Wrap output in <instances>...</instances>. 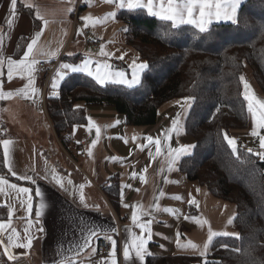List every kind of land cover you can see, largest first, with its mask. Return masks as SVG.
I'll return each instance as SVG.
<instances>
[{
  "label": "crops",
  "instance_id": "crops-1",
  "mask_svg": "<svg viewBox=\"0 0 264 264\" xmlns=\"http://www.w3.org/2000/svg\"><path fill=\"white\" fill-rule=\"evenodd\" d=\"M19 1L24 7L33 10L35 18L36 10H39L43 18L49 21V24L46 28H43L42 21L38 19L40 20V28L35 29L33 18L30 15L16 9L15 16H12L10 13V0H0V36H3L0 56L4 58L11 57L16 60L21 59L34 34L43 28L38 47L42 46L50 49L57 52V55L51 57L38 56L37 58L48 63L57 62V68L44 89V84L37 75L38 66L36 65V71L34 72L36 94L32 96L29 92L31 98L28 99L15 96L0 101V124H2L1 129L6 134L1 142L5 139L13 142L9 146L10 158L17 176L27 175L32 179H17V176L9 173L5 166L10 176L6 178L9 183H14L18 187L31 189L33 197L31 201L33 210L29 216L26 211L27 202L24 201L26 194L17 195L15 191L9 193L7 189L4 193H0V221H7L8 208L3 206L7 202L15 209L12 227L17 229L21 238L24 236V228L28 226V220L33 221L34 226L31 232L37 237L33 241L30 250L23 248L10 249L16 256L15 260H9L4 254L3 247H0V264H11L18 260H23L29 264H53V261L59 259L57 251L59 245H63L64 249L67 250L70 245L75 246L81 243L89 229H95L99 232L98 238H93L92 245L97 239L104 238L105 231L112 234L117 241L118 264H125L122 254L123 247L126 243L131 242V234L126 229H131V232L135 235L147 239V232H141L139 227L132 224L131 215L134 210L132 206L134 205L140 206L136 209L138 215L140 212L147 213L146 215H140L139 221L141 223L150 222L149 228L152 235L150 239H147L145 245L147 252L150 254L145 255L143 262L133 260L130 264H146L150 256L184 255L206 258L211 253L212 244L205 252L204 245L207 242L209 225L215 232H228L230 234L217 237L237 238L238 232L234 229L235 206L213 197L205 187L198 186L196 183L188 181L187 178L184 179L178 171L180 159L171 168L168 166L167 147L169 145L172 148L181 145H193L192 139L183 131V124L189 107L185 99H173L164 103L159 108L156 124L149 127L127 126L124 117L110 107L88 108L86 112L87 122L83 125H76L72 129V139L74 141L72 146L76 155L75 158H72L59 143V147H57L55 142L46 144L44 142L19 141L21 133L28 131L33 133L35 130L32 127V121L36 116L34 105H42L47 117L45 100L59 95L63 80H59L56 74L62 64L79 65L87 58L94 62H107L113 70H118L113 63L119 56L124 55L123 60L128 69L126 74L130 79V65H132L133 60L136 59L137 63H144L135 50L124 43L125 27L117 22L116 17L114 20L109 19L95 27L89 26L88 28L91 31L89 37H86L83 32L84 20L83 26L73 27L72 19L79 2L82 3L79 11L82 18L88 15L95 18H104L108 13L118 11L113 5L103 3L102 0ZM89 3L92 6H89ZM28 5H32V7H28ZM69 7L73 9L71 12H68ZM9 20H12L11 27L8 24ZM218 22L214 21L213 23ZM78 30L81 34H78ZM21 38H25L26 41L21 50L17 51L19 39ZM94 39H100L102 41L101 45H104V50L113 55L110 58L101 56V45L97 49L93 48ZM70 53L71 55H69ZM75 57H77L76 62L73 61ZM93 67H95V64H93ZM70 74L73 73H67L66 76ZM54 80L58 84L55 89L56 95H53L51 87ZM26 84L27 76L23 79L14 76L9 82L7 64L5 63L3 69L0 70V85H2L3 90L7 92L21 89ZM255 96L264 101V95L262 97L255 94ZM177 113L181 114L180 127L182 131L179 135L173 133L169 140H164L162 133L165 129L171 128L172 120ZM49 124L52 129L50 122ZM253 126V120L251 119V126L248 130L234 132L229 138H235L236 144L242 139L256 140L258 148H255V153L264 151L260 148L259 137L250 134ZM97 127L101 130L100 137L93 147L92 141L96 139ZM258 131L260 135H264V129ZM147 137L161 140L163 155H156L155 145L149 143ZM141 146H143V150H141ZM1 149L3 153L2 143ZM89 149L92 152L91 156L88 155ZM35 150H39L41 156L36 158ZM24 151L29 152V155ZM150 153L155 159L150 158ZM54 155H57V160ZM42 160L45 162V166H47L45 170L47 169L48 172H51L53 166L57 167H55V174L63 178L65 186L70 191H65L56 185L45 170L43 172L37 171ZM37 162H39L38 165ZM133 173L137 174L135 178L132 176ZM141 176L144 177V182L141 181ZM69 179L72 181V185L67 184ZM113 179H116L119 185L120 205L118 211L114 209L104 193V189L113 183ZM82 184L85 185L82 191L85 198L84 204H87V207L80 202L81 190L79 186ZM128 185L130 187H126ZM37 188L43 194V199L47 205L43 210V214L39 217L38 223H36L35 212L39 208L41 198L35 196ZM186 188H188V191ZM161 192L164 193L163 196L160 195ZM175 197H181L182 199H175ZM192 200H195L196 204H191L190 201ZM191 207L192 209H190ZM165 209L171 211H164ZM195 209L197 211L196 215L189 214ZM189 217L192 219H187ZM230 218H232V224H228ZM204 220L208 223L200 226L199 222ZM39 227H42L44 231L38 232L36 229ZM112 229H115L116 232L113 233ZM217 237H214L213 240ZM0 239H3L6 243L7 233ZM189 241L198 247L196 249L183 247ZM101 258L110 259L109 256ZM101 258H92L91 248H89L76 259L77 264H89V260L100 261Z\"/></svg>",
  "mask_w": 264,
  "mask_h": 264
},
{
  "label": "trees",
  "instance_id": "trees-1",
  "mask_svg": "<svg viewBox=\"0 0 264 264\" xmlns=\"http://www.w3.org/2000/svg\"><path fill=\"white\" fill-rule=\"evenodd\" d=\"M17 10L30 15L34 28H40L33 10L19 0ZM116 20L127 30L124 43L148 65L141 73V83L131 88L112 83L100 86L80 73L66 76L58 97L45 100L57 142L76 157L72 129L87 122L88 108L110 107L124 117L127 126L149 127L156 124L164 103L194 98L183 131L195 147L180 158L178 171L213 197L235 206L238 237L215 238L206 258L150 256L146 264H264V161L254 151H241L238 146L234 154L224 138L251 126L240 80L246 69L264 94V0H244L237 24L213 23L208 33L185 25L173 30L175 34H166L162 22L146 10H118ZM25 41L19 39L17 51ZM1 127L0 142L6 136ZM3 159L0 143V175L10 177ZM113 180L104 193L118 211L119 185ZM191 213L196 215V209Z\"/></svg>",
  "mask_w": 264,
  "mask_h": 264
},
{
  "label": "snow or ice",
  "instance_id": "snow-or-ice-1",
  "mask_svg": "<svg viewBox=\"0 0 264 264\" xmlns=\"http://www.w3.org/2000/svg\"><path fill=\"white\" fill-rule=\"evenodd\" d=\"M103 3L113 5L117 10H146L149 16L157 18L162 24L166 27V34H175L173 30H179L182 26L188 25L194 27L199 33H208L210 31V26L214 21H231L233 24L238 23V9L242 0H102ZM89 6H92L89 3ZM32 7V5H28ZM17 9V0H10V13L12 16H15ZM73 9L69 7L68 12H71ZM36 18L40 19L43 23V28H46L49 24V21L45 20L40 14L39 10H36ZM117 15L116 11L108 13L104 18H95L91 15L85 16L82 19L85 21L84 27H95L99 24L105 23L107 20H114ZM9 27L12 25V20L8 21ZM43 28L41 31H38L34 34V37L31 39V42L27 45L26 51L23 53V57L19 60L13 59L11 57L4 58L0 56V70L3 69L5 63L7 64V77L8 81L11 82L14 76H19L24 78L27 76V84L21 89H16L13 91L5 92L0 85V101L11 99L15 96H22L23 98H31L29 92L32 96L36 94L35 76L34 72L36 71V65L41 61L37 58L40 57H51L57 55V52L51 51L44 47H38V42L43 34ZM125 31H127L125 29ZM78 34H81L78 30ZM3 36H0V50H2ZM71 55V53L69 54ZM100 55L104 57H111L113 54L108 53L104 50V45H101ZM126 55V54H125ZM118 59L123 60L124 55L118 57ZM95 64V67H93ZM131 68V78H128V75L124 71L113 70L112 66L107 62L92 61L91 59H84L83 62L79 65L64 63L60 66V69L57 71V78L63 80L67 73H83L91 77L97 84L105 86L108 83L125 85L129 88L139 85L141 83V73L148 68L147 63H137L136 59L133 60ZM67 70V71H65ZM240 80L243 82L244 77L241 76ZM53 89V95H56L55 89L58 87L57 82L54 80L51 84ZM245 93L244 100L247 102V111L251 115L253 120V130L250 133L254 137H259V145L261 149H264V135H260L259 129H264V101L260 100L255 96L254 93L250 91V86L245 82L244 83ZM194 98L188 97L185 98L188 106H191V101ZM179 103V102H178ZM180 118L181 114L177 113L176 117L172 120V126L169 129H165L162 133L164 140H169L173 133L179 135L182 131L180 127ZM100 128H96V139L92 141V146L94 147L100 137ZM225 140L231 146L233 153L237 152L236 140L235 138H229L225 134ZM149 143L155 145L156 155H163L162 152V143L159 138L153 139L152 137H147ZM3 145V163L8 169V172L14 176H17L12 165L10 158V149L9 146L13 143L11 140L5 139L2 142ZM195 145H181L176 148H172L170 145L167 147V156H168V166L169 168L172 165L176 164L181 156L189 155L191 149ZM143 150V146H141ZM252 150L249 149V152ZM258 155L262 160H264V151L254 153ZM88 155L91 156V149L88 150ZM150 158L155 159L154 156L150 153ZM48 175L51 176V179L55 181V184L58 185L61 189L65 191H70L69 188L65 186L63 178L55 174V169H52L51 172L45 170ZM146 171V169H145ZM137 174L133 173L132 176L135 178ZM31 180L32 178L25 175L23 177L17 176V179ZM47 178V177H46ZM141 181L144 182V177H140ZM68 185H72V181L69 179L67 181ZM85 185H80V202L84 204L83 188ZM130 187V185L126 186ZM15 191L17 195L23 193L26 194L24 201H26V211L29 216L32 213V190L26 187H18L14 183H9V180L4 176L0 175V193H4L5 190ZM138 191V190H137ZM161 196L164 195L163 192L160 193ZM35 196L40 197L39 208L35 212L37 218L36 223L39 222V217L43 214V210L46 208V203L43 199V194L40 189L35 190ZM175 199H182L181 197H175ZM191 204H196L195 200L190 201ZM8 208V217L7 221H0V237H3L7 233V242L3 239H0V247H3L4 254L8 257L9 260H15L16 256L10 251L12 248H23L30 250L33 246V241L37 238L32 234L31 229L34 226L33 221H27V227L24 228V236L21 238L20 233L16 228L12 227V220L14 217L15 209L12 208L10 204L5 202L3 205ZM87 207V204H84ZM127 206V205H125ZM98 207V206H94ZM133 212L131 215V221L134 226H137L141 229V232H147V239L151 238V231L148 223H141L139 221L140 215H146L147 213L140 212L138 215L137 208H140L139 205H134ZM164 211H171L165 209ZM187 219H192L191 217ZM200 226L207 224L206 220L199 222ZM228 224H232V218L229 219ZM38 232H43L44 229L39 227L36 229ZM131 234V242L126 243L123 247V259L125 264H130L133 260L144 261L145 255L150 253L147 252L145 247L147 239L143 236L135 235L131 232V229H126ZM112 232H116L115 229H112ZM179 235V234H178ZM228 232H215L211 229V226L208 227V237L207 242L204 245V251L206 252L209 245L212 243L213 238L217 236H228ZM99 232L95 229H89L87 235L83 237L82 242L76 244L75 246L70 245L67 250L64 249L63 245L58 246L59 259L53 261V264H77V257L81 253L89 248H91V254L95 255L97 249L92 245L93 238H98ZM104 238L111 244V251L108 258H101L100 261L89 260V264H118L117 260V241L113 238L112 234H109L108 231L104 232ZM179 243V242H178ZM183 247H190L196 249L198 246L191 241H189ZM75 253L74 255L72 253ZM28 254L27 252L25 253ZM204 254L203 252L201 253Z\"/></svg>",
  "mask_w": 264,
  "mask_h": 264
},
{
  "label": "built area",
  "instance_id": "built-area-1",
  "mask_svg": "<svg viewBox=\"0 0 264 264\" xmlns=\"http://www.w3.org/2000/svg\"><path fill=\"white\" fill-rule=\"evenodd\" d=\"M81 6H82V3L79 2L77 4V7L73 15V19H72L73 27H79V26L84 25V21L82 17L80 16V12H79ZM83 32L85 33L86 37H89L91 35V31L88 27L83 26ZM101 44H102V41L100 39H95L93 43V48L97 49ZM113 64L119 71H124L125 73L127 72V64L125 63L124 60L116 59ZM37 66H38L37 75L39 79L42 81V83L44 84L43 87L45 89L49 80L51 79V77L54 75L56 71L57 62L48 63L46 61H41L39 64H37ZM256 143H257L256 140H252L251 143L240 141L238 147L241 149V151L249 152V149H251L252 151L256 152V149L253 148L255 145H257ZM93 246L96 247L97 251L95 255H92V258L98 259L101 257L109 256V253L111 251V244L105 238L97 239L94 242ZM11 264H29V263L23 260H18Z\"/></svg>",
  "mask_w": 264,
  "mask_h": 264
},
{
  "label": "rangeland",
  "instance_id": "rangeland-1",
  "mask_svg": "<svg viewBox=\"0 0 264 264\" xmlns=\"http://www.w3.org/2000/svg\"><path fill=\"white\" fill-rule=\"evenodd\" d=\"M129 75H131V71L129 72ZM244 81H243V85L246 82L249 86H251V92L254 94H257L259 96L263 97V93H261L258 88L256 87V85L254 84L250 72L248 69L245 70L244 74ZM244 93H245V88H244ZM34 109H36V116L34 117V120L32 121V127L35 129L33 131V133H31L30 131L28 132H23V134L21 133V137H20V142H24V141H30V142H44L46 144H49L51 142H55V146L59 147L58 142L56 141V138L52 132V129L50 127V124L48 122V119L45 115L44 109L42 107V105L40 106L39 104L34 105ZM251 116V115H250ZM230 135H233L232 133ZM230 137V136H229ZM253 139H248V140H240L242 142H247V143H251ZM258 144V142L256 143ZM239 145V143L236 144V147ZM39 146V145H37ZM253 148H258L257 145H255ZM38 149V148H37ZM26 154L29 155V152L24 151ZM35 153L37 154L36 158L40 155V151L39 150H35ZM55 159L57 160V155H54ZM39 162H37L38 165ZM56 167V166H55ZM55 167L53 166L52 169H55ZM45 168H47V166H45V162L42 160L41 163L38 165V170L39 172H43L45 170ZM57 168V167H56ZM56 173V171H55ZM181 176L186 179V177L184 175L181 174ZM196 185V184H194ZM197 187V185H196ZM191 189V188H189ZM186 190L188 191V188H186Z\"/></svg>",
  "mask_w": 264,
  "mask_h": 264
}]
</instances>
